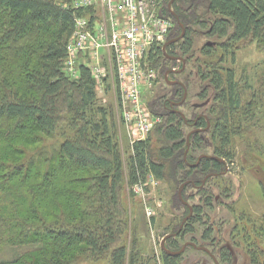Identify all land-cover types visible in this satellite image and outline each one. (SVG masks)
Here are the masks:
<instances>
[{
	"label": "trees",
	"instance_id": "1",
	"mask_svg": "<svg viewBox=\"0 0 264 264\" xmlns=\"http://www.w3.org/2000/svg\"><path fill=\"white\" fill-rule=\"evenodd\" d=\"M72 1L0 0V140L8 145L19 142L22 147L61 135L51 149L42 142L45 148L28 157V162L0 158L4 161L0 163V249L24 248L10 260L0 257V264H70L71 255L83 248L94 255L103 254L127 224L120 201L123 160L109 110L98 102L96 81L86 64H78L77 76L64 70L75 18L85 15L92 21L95 12L94 7H73ZM169 1L163 0L160 14L171 19L177 29L183 28L184 34L169 43L165 52L163 43L153 44L148 65L157 68L170 55L194 56L196 30L192 25L204 29L213 41L200 47L207 58L196 68L202 84L198 96L213 99L207 115L210 124L201 131L207 126L204 116L187 119L199 130L189 135L190 151L184 159L183 127L188 123L173 107L152 109L151 104L163 99L154 98L148 107L162 118L153 128L158 144L147 137L130 145L128 182H144L148 174L164 178L167 162L174 160L175 167L184 172L179 185L194 184L204 205L211 207L215 198L205 184L212 177L204 185L202 179L210 173L220 177L236 158L234 137L242 136L245 117L250 121L255 118L257 104L253 92L243 100L247 83L235 79L234 69L224 66V59L231 53L234 57L235 47L247 38L264 40V0H173L170 7ZM172 35L171 28L169 39L175 37ZM174 87L173 97L181 96L182 86ZM169 102L165 100V105ZM206 137L212 145L211 155L222 160L203 157L190 166L197 161L192 153L207 142ZM254 144L256 147L249 144L244 149L257 153L250 155V166L264 161L262 143L255 137ZM26 162L36 164L29 169ZM259 183L264 197V184ZM230 190L222 188L221 194L227 196ZM249 217L239 225L235 219L229 233L239 236L249 264H264V212L257 221ZM178 229L179 225L171 231ZM198 229L201 238L214 240L213 224L204 216L202 206L194 205L182 228L169 239L171 247L177 250V238L186 234L194 238ZM219 254L221 261L232 263L234 256L228 246L220 245ZM109 256L111 264H125L126 249L114 247ZM127 264L150 263H139L133 254ZM162 264H182L180 255L164 251Z\"/></svg>",
	"mask_w": 264,
	"mask_h": 264
},
{
	"label": "rangeland",
	"instance_id": "2",
	"mask_svg": "<svg viewBox=\"0 0 264 264\" xmlns=\"http://www.w3.org/2000/svg\"><path fill=\"white\" fill-rule=\"evenodd\" d=\"M74 1H72L73 7H75ZM192 28L196 30L193 42L195 55L187 59L175 53L176 56L183 60L165 59L161 61L157 65V68H153L155 72L153 86L149 89L150 91L144 93V100L148 106L152 100H155L154 98L163 97L162 101L158 99V103L156 102L154 106L153 104L150 105L152 109L155 108L158 109L157 111H160L163 109L162 107L164 109L173 107L172 109H178V111L185 115L186 119L190 120L198 114L208 115L210 104L213 102V99L209 95L205 99L198 96L202 84L198 79L196 68L201 64L199 61L207 58V56L200 53V47L203 43L211 42L213 39L206 36L204 29H200L196 24H193ZM178 29L177 27H172V37H177L176 35L179 36L181 34L182 31L179 29L178 32ZM234 50V57L232 53L227 55L223 64L234 69L236 80H241V82L242 80L246 81L243 100H248L252 92L256 93L257 107H254L255 118L252 121H250L251 118L249 116L242 120V136L234 137L237 156L232 162L227 164L228 171L221 174L220 177L211 175L212 178L209 182L205 184V180L201 184H205L206 188L212 192L215 198L212 201L211 207L204 205L203 196L198 192L194 184L184 185L180 190L181 185L179 184L181 182L179 179L183 178L184 172L181 168L175 167L176 162L174 160L167 162L164 178L157 179L153 175L148 174L145 181L141 182L139 187H136L137 185L135 184H129L126 159L130 152V139L120 121L116 99L117 87L114 65L112 60L106 56V52L100 50V53L103 54V60L100 64L104 68L105 75L102 76L101 80L96 82L97 99L100 104L106 106L109 110L110 122L114 126L117 135V142L123 160V181L120 201L125 209V217L127 219V224L122 229L121 235L116 239L111 249L120 245L125 247V264L128 263V258L133 254L139 263L162 264L164 252L161 247L162 239L166 234L172 233L173 231L171 230L175 226L180 225L182 219L189 214L188 205L192 209L194 205L202 206L204 216L214 226V240H208V242L202 241L200 229L196 230L193 235L194 238H191L192 236L187 234L183 237H178L179 246L188 243V246L180 254L182 264H201L204 260L207 264H214L213 259L208 254L191 247L188 241H193L197 244L203 243L215 254L219 264H227L221 261L219 254L220 245L228 246L231 250L234 256L231 264H249L245 247L240 243L239 236L236 235V232L232 234L229 232L235 219L238 225L243 224L241 223L243 221L245 223L247 216L257 221L264 212V197L259 183L264 184V161H262V164L258 162L259 164L250 166V159L253 158L251 156H256L257 153H246L244 150L249 144L252 147H256L254 144L255 137L264 147V40L259 42L247 38L240 42ZM90 63L91 59L87 55L79 61V64L89 65ZM182 64H184L183 70L177 71L180 70V65ZM173 69L176 71H169ZM170 81L182 83L180 84L182 86L181 96H171L175 87ZM174 84L176 85L177 83ZM184 89H186L184 101L178 106H173L172 104L182 99ZM165 100L172 102V104L170 105L169 102L168 105H165ZM151 113L159 117L158 123H160L162 118L152 111ZM155 125L150 129L147 137L152 138L153 144L157 145V134L153 129ZM183 129L186 136L193 130L189 124L184 125ZM60 138L61 135H57L54 138L45 137L42 142L43 145L48 146V149H51L52 145H56ZM205 140L207 142L202 144L201 148L197 149L195 153H192L195 159L200 154L211 155L212 145H210L208 137ZM5 142L3 139L0 140V158L10 161L18 160L25 162L26 160L28 162V157L38 155L45 148L42 147V142L25 143L22 147H20L19 142L13 145H8ZM186 156L184 159H186ZM27 162L25 165L26 167L29 166V169L36 164V162H33L30 166ZM0 163L2 164L4 161ZM223 171H225V168ZM227 187L231 188L229 195H222L221 189L224 188L226 190ZM234 240L239 245L235 244ZM262 246L264 247V244ZM23 249L22 247L11 249L7 246L3 247V249H0V257L10 260L22 252ZM111 249L106 253L94 255L83 248L80 252H74L71 258H69V262L70 264H111L109 256Z\"/></svg>",
	"mask_w": 264,
	"mask_h": 264
},
{
	"label": "built area",
	"instance_id": "3",
	"mask_svg": "<svg viewBox=\"0 0 264 264\" xmlns=\"http://www.w3.org/2000/svg\"><path fill=\"white\" fill-rule=\"evenodd\" d=\"M163 0H75L77 8L94 7V19L75 18L74 29L66 44L64 70L76 76L79 61L88 56L92 76L98 82L105 75L101 66L106 52L114 65L116 99L120 120L130 145L147 138L159 121L144 100L155 72L147 55L153 44L163 43L173 22L160 14ZM141 183L135 184L139 187Z\"/></svg>",
	"mask_w": 264,
	"mask_h": 264
},
{
	"label": "water",
	"instance_id": "4",
	"mask_svg": "<svg viewBox=\"0 0 264 264\" xmlns=\"http://www.w3.org/2000/svg\"><path fill=\"white\" fill-rule=\"evenodd\" d=\"M172 1H173V0H170V1H169V4H168L169 7L171 6ZM171 12H173V11H171ZM183 34H184V29L182 28V32H181V34H180L179 36H177L176 38H173V39H171V40H169V41H166V42L163 44V46H162L163 51L165 52V48H166V46H167L169 43H171V42H175V41L179 40V39L183 36ZM168 58H170V59H177V60H178V59L183 60L182 58H179L178 56H171V55L168 56ZM183 68H184V64H183L182 68H181L180 70H177V71H181V70H183ZM169 71H176V70L173 69V70H169ZM170 83H171V84H174V83L182 84L181 82H178V81H170ZM185 96H186V89H184V94H183L182 99H181L179 102L174 103V105H176V106L180 105V104L184 101ZM176 111H177L178 113H180L181 116L184 118L185 122H187V119L185 118V115H184L183 113H181L180 111H178V110H176ZM205 118L207 119V117H205ZM209 124H210V123H209V120L207 119V127L209 126ZM207 127H206V128H207ZM198 130H199L198 128L193 129V130H191V131L187 134V136H186V145H187V147H186V150H185V152H184V158H185V156H186V152H187V150H188V146H189V135H190L192 132H195V131H198ZM203 157H211V158L219 159V158H217V157H215V156H213V155L200 154V155L198 156V158H197V161H196L195 163L190 164V166H195V165H197V164L199 163L200 159L203 158ZM219 160H222V159H219ZM226 171H227V168L225 169V171L220 172V174H223V173L226 172ZM211 175H213V176H214V175H218V173H210V174H207V175L202 179V184H203V183L205 182V180H206L209 176H211ZM186 183H187V182H184V183L181 184L180 190H181V188H182ZM180 190H179V191H180ZM179 195H180V192H179ZM180 197H181V196H180ZM185 203H186V202H185ZM186 204H187V203H186ZM188 207H189V214L186 215V216L182 219V221H181V223H180V225H179V229L177 230V232H172V233L166 234V235L164 236V238L162 239L161 247H162L163 250H164L166 253H168V254H173V255L180 254L181 252H183L185 246L188 244V243H185V244H184L179 250H177V251H171V250H169L168 248L165 247V244H164L166 238H168V237H170V236H174V235H176V234L179 232V230H180V229L182 228V226H183V223H184V222L186 221V219L189 218V216L192 214V207L189 206V205H188ZM189 244L192 245L193 247H196L195 244L192 243V242H189ZM197 248H201V247H197ZM213 258H214V261L216 262V264H219L218 261H217V259H216L215 257H213Z\"/></svg>",
	"mask_w": 264,
	"mask_h": 264
},
{
	"label": "flooded vegetation",
	"instance_id": "5",
	"mask_svg": "<svg viewBox=\"0 0 264 264\" xmlns=\"http://www.w3.org/2000/svg\"><path fill=\"white\" fill-rule=\"evenodd\" d=\"M174 38H176V37H174ZM171 39H173V38H171ZM171 39H169V36L166 38V40L164 41V43L166 42V41H169V40H171ZM171 56H176V55H171ZM168 58V57H167ZM168 59H170V58H168ZM182 66H183V64H182ZM182 68V67H181ZM180 68V69H181ZM178 84V83H177ZM173 85H175V84H173ZM171 96H172V94H171ZM172 104V102H170V105ZM172 105H174V104H172ZM176 106V105H175ZM173 110H178V109H173ZM198 116H204V117H207V115L206 114H198L196 117H198ZM208 118V117H207ZM193 119V118H192ZM195 119V118H194ZM190 120V119H189ZM189 125H191V127H192V129L193 128H195L194 127V122L193 121H191V122H187ZM207 127V126H206ZM209 127V126H208ZM207 127V128H208ZM207 128H205V129H201V131L202 130H206ZM227 168V166H225V169ZM228 169V168H227ZM228 171V170H227ZM174 236H176V235H174ZM174 236H170V237H168V238H166V240H165V242H164V244H166V247L169 249V250H171V251H177V250H179L184 244H182L181 246H179V248L177 249V250H174L171 246H172V244H171V242H170V238L171 237H174ZM202 241H205V242H208V240L207 239H204L203 237H202ZM210 241V240H209ZM188 242H193V241H188ZM194 244H195V246L196 247H193L192 245H191V247H193V248H195L196 250H201V251H203V252H205L206 254H208V256H210L212 259H213V262H214V264H216V262L214 261V258L213 257H215L216 259H217V257L215 256V254L207 247V246H205L203 243H200V244H197V243H195V242H193ZM210 243V242H209ZM186 246H188V244L186 245ZM185 246V247H186ZM197 247H201V248H197ZM185 249V248H184ZM182 253V252H181ZM180 253V254H181ZM180 254H176V256L177 255H180ZM171 255H173V254H171ZM207 264V262L204 260V262L203 263H201V264Z\"/></svg>",
	"mask_w": 264,
	"mask_h": 264
}]
</instances>
